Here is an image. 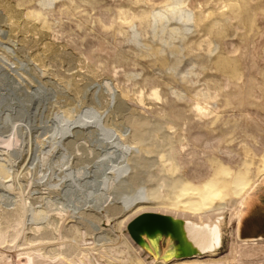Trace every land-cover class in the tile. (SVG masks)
<instances>
[{
	"label": "rangeland",
	"instance_id": "374dc122",
	"mask_svg": "<svg viewBox=\"0 0 264 264\" xmlns=\"http://www.w3.org/2000/svg\"><path fill=\"white\" fill-rule=\"evenodd\" d=\"M179 1L180 6L192 11V17L194 14L195 18L193 26L191 18L186 23L180 19L173 21L176 26L185 27L186 37L183 41L176 39L175 45L171 47L168 44V34L165 32L162 38L160 30L155 33L152 27L147 28L144 36L136 35L140 30L138 18L143 20L147 17L153 20L152 14L156 10ZM44 2L49 1L0 0V52L5 46L14 49L7 51L11 61L0 59V81L2 80L0 82V123L7 114H11L13 121L19 125L20 132L24 134L20 136L18 150L19 156L24 157L21 165L28 168L26 167L25 178L20 176L16 182V185L25 186L21 195L27 197L30 192L36 190L39 186L34 185H39V180L43 178L42 181L50 180L52 162L54 163L56 158L52 160L51 154L48 153L51 149L47 147L49 146L48 136L59 128L56 124H60L61 112L65 107L70 112L69 118L72 117L70 119L64 117L69 125L72 122L89 120L86 119L88 117L96 121V125L89 126L88 130L85 128V136L80 137L79 143L83 152L75 153L78 155L82 153L84 159L72 168L69 167L64 175L66 185L61 189L59 187L60 190L56 188L57 191L50 195H47L43 189L45 186H40L39 191L37 189L34 194L35 197L33 196L38 198L35 207H46L45 203L50 199L56 207H61L62 204L63 208L72 210L85 203L91 205L99 196L98 184L101 181L102 170L115 160V156L104 155V152L110 142L108 137L113 134L112 125L116 126L119 122L121 123V116L117 115L119 116L117 117L113 113L117 100L120 98L127 107L145 118H150L153 123L173 119L177 126L168 131L166 124H162L157 137L162 140L164 135H169L173 141L187 140L188 145L184 148V153L197 149L202 157L209 156V159H214L231 170L241 168L254 172L258 167H262L264 160V91H258L256 96L250 100L243 93V98L238 100L233 98L236 91L233 83L236 82L234 68L241 73L244 81L252 76L258 80L264 77V0H54L50 1L48 7H51V10H46L48 29L42 28L40 31L38 29L36 33V30L27 31L19 25L20 29L8 31L10 27L5 21V9L12 7L16 14L30 7V11L34 9L41 11L40 7ZM125 10H131L138 16L132 24L119 20L118 13ZM107 18L111 21L110 25L104 22ZM23 20V17L19 18L18 23H22ZM31 24V22L28 23L26 28L32 29ZM143 25L145 27V23ZM16 26L14 28H18V25ZM187 26L193 28H187ZM208 36L220 44L216 52L209 53L205 43L198 45L200 40ZM44 44L48 46V49L42 52L41 50L45 48ZM144 44L146 47L143 46ZM54 51L58 56L54 57ZM218 53L220 58H229V63L219 64ZM87 65H93V67L88 69ZM202 66L205 67L203 71ZM173 67L176 72L172 71ZM192 67L198 71L196 75L189 74ZM35 71H38L39 75ZM127 73H133L136 77L127 78L125 76ZM63 76L81 85L82 92L75 95L70 88L63 89ZM106 83L112 85L111 93L118 92L119 94H116V98L113 96L107 98L108 102L102 99L106 105L102 109L98 97L108 91ZM151 85L158 86L160 99L148 96L147 91ZM141 87L144 88L145 93L144 103L137 102V91ZM205 87L221 88L216 98L217 107L210 113L208 111L206 116L197 110V103L205 105V100L196 95ZM245 88L244 85V90ZM56 91H63L71 98L55 103ZM181 91L183 96H177L175 92ZM226 91L230 95L228 99L224 95ZM78 99L81 101L79 102ZM64 102L67 104L62 108ZM210 102L214 104L213 101ZM8 129L5 127L3 131ZM4 135L7 137L9 133ZM215 137L220 139L221 149L217 146L207 147L205 145V142L212 141ZM12 143L13 141L9 140L2 146L5 149L10 148L8 150L15 155L17 151ZM224 145L233 149L231 156L222 153ZM154 156L153 153L146 155L148 158ZM44 159L47 160L44 161ZM188 160L190 162L181 165V169L174 174V178L182 177L183 181H187L192 173L190 168L196 161L201 163V160H197L194 154H189ZM78 167H83L90 172L80 181L70 176L75 174ZM154 174L157 178L169 175L158 172ZM53 179L55 182L58 181L55 177ZM70 180H72L71 183ZM5 181L7 180L0 179V182ZM5 189L0 186L1 204L11 203L20 194L18 190ZM115 192L117 196L120 195L119 197H125L128 193L133 195L131 189ZM226 198V202L216 203L217 208L228 207V211L217 216L219 221L222 219L224 221L219 222V243L213 249L205 250L199 255L189 253L179 257L178 262L199 260L202 263L211 264V261L221 262L226 259L230 260V264H264V181L247 199L240 222L242 239L259 237L262 238L260 240L237 239L235 229L238 222L236 214L238 203L231 188L227 189ZM86 213L91 215L93 210ZM117 216L108 222L105 218L101 219L100 231L118 233L113 226L125 216ZM185 219V222L194 221L190 216H185ZM86 220L96 224V221L89 216H86ZM180 220L174 218V226L184 223ZM70 221V219L66 220L63 224L70 226ZM198 226L205 227L212 237L207 223H199ZM27 231L29 230L26 229L25 233L30 235ZM96 232L98 231H94ZM120 232L128 237L134 253L144 259L145 264L159 262L156 257L150 256L131 238L127 226H124ZM91 238L93 239V236L86 237L85 246H91ZM18 254L15 250L4 248L0 253V262L3 259L2 262L6 264H31L27 257ZM32 257L34 264H69L62 259H49L35 254H32Z\"/></svg>",
	"mask_w": 264,
	"mask_h": 264
},
{
	"label": "bare ground",
	"instance_id": "6f19581e",
	"mask_svg": "<svg viewBox=\"0 0 264 264\" xmlns=\"http://www.w3.org/2000/svg\"><path fill=\"white\" fill-rule=\"evenodd\" d=\"M48 1L49 2H44L40 7L41 11L35 9L30 11V7L25 8V11L21 10L18 14H16L15 11L12 10V7L5 9V21L9 23L8 25L10 27L8 31L20 29L19 25L23 26L27 31L36 30V33L42 28L48 29L49 25L46 18V10L51 8H48L50 6V1L54 0ZM180 4V1L174 2L168 4L166 7L156 10V12L152 14L153 20L146 17L143 21L135 15V12H131V10L120 11L118 13L119 20L121 19L124 23L132 24L134 19L138 18L140 30L137 32V36H144L145 33H147L148 27H152L155 33L160 30L162 38L166 32L169 38L168 44L172 47L175 45L174 41L176 39L183 41L186 37L185 27L180 28L176 26L173 21L175 19H180L186 23L188 19L191 18L192 26L193 23H195L194 14L192 17V11L186 9V7H181ZM22 17L24 18L23 22L18 23V19ZM30 22L32 23V29L26 28V25ZM36 22H38L39 25L38 23L36 24ZM104 22L108 25L111 24V21L108 18ZM143 23H145V27ZM16 25H18V28H14ZM134 25L136 26V24ZM191 27L187 26V28ZM21 41L24 42V40ZM201 43H205L209 53L216 52L220 46L218 41L215 39L212 40L210 36L206 39L200 40L198 45L201 46ZM44 46L45 48L41 50L42 52L45 50L47 51L48 49L46 44H44ZM143 46L146 47L145 44ZM8 47H2L3 50L0 52V59L3 58L11 61L7 51H13L14 49ZM53 53L55 54L54 57L58 56L55 51ZM217 59H219V64L229 63V58H220L219 53L217 54ZM86 67L91 69L93 65H87ZM204 69L205 67L202 66V71ZM16 70H19V68H16ZM234 70L236 72L234 75L236 82L233 84L236 91L233 98L241 100L244 93V96L250 100L252 97L256 96L258 91H264V77L258 80L256 77L252 76L244 81L242 80V75L237 68H234ZM172 71L176 72V69L173 67ZM196 73H198V71H196L194 67H192L189 71V74L196 75ZM67 76H63V89L70 88L75 95L80 94L83 87L78 85L77 82L72 81ZM125 76L127 78H133L135 74L127 73ZM22 80L24 81L25 79L23 78ZM106 85L108 87V91L98 97V102L100 104V108L102 109L106 106L102 102V99H105V101L108 102L107 98H110L111 96L116 98V94L118 93H111L113 90L112 85L109 83H106ZM244 85L246 87L245 90ZM220 91V87H205L204 89L199 90L196 95L205 100V105L197 103V110L201 111V113L205 116L208 115V111L209 113L214 111L217 107L216 98L218 97ZM147 92L148 96L153 97L154 99H160L161 94L158 91L157 85H151ZM175 93L179 97L183 96L182 91ZM137 94L138 101H136L144 103V88H139ZM224 95L227 99L230 97L227 91L224 92ZM54 96L55 103L60 102V100L66 101L68 98H71V96L69 97L68 94L63 91H56ZM120 99L117 100V105L116 108H114L115 111H113V113L116 114V116H121V123L119 122L120 126H118L119 123L116 126L112 125L114 127L113 134L108 137V141L110 142L104 152V155L110 157L115 156L114 163L107 165L102 170L100 177L101 181L98 184L100 194L98 193L99 196L95 198V201L91 205L85 203L84 205H80L79 207L77 206L72 210L63 208L62 204L61 207H56V204L51 202L48 198L45 203L46 207H35V203L38 198H34V194H36L35 192L40 186H45L43 189L46 191L47 195H50L56 192L59 187L61 189V187L66 185L64 175L67 173L69 167L72 168V166H75L77 162H81L84 159L82 158V153H79L80 155L76 154L82 150V146L79 143V140L81 139L80 137L85 136V128L88 130L89 126L93 127L96 125V121L94 122L90 117H88L86 119L89 120H80L81 122H72L69 125L65 122L66 120L64 117L66 116V119L69 118L70 112L68 108L65 107L67 103L64 102L65 104L61 106L62 108H65L61 112L62 116L59 120L60 124H56V126L59 125V128H57V131L52 132V134L48 136V143L45 141L49 145L47 147L51 148L48 152L51 154V159L53 160L56 158L54 163L51 161L53 165L51 167L50 180L42 181L44 178L41 181L39 180V185H34L35 187H39L30 192L27 197H23L21 193L24 192L23 188L25 186H22L21 184L16 185V182L20 176L25 178L27 175V166L21 165L24 161V157L19 156L20 153L18 150L20 136L24 134L20 132L19 125L13 121V115L7 114L4 119H1L0 179L7 181L0 182V186L3 189H9V191L18 190L20 194H18L17 198L9 204L0 203V253H2L4 248L8 250H15L19 254L27 257L31 264H34L32 254L47 257L49 259L66 260L69 264H145L146 261L139 258L134 253L128 237L120 232V230L124 226H127L130 221L140 214L155 213L170 217L172 222L174 221V218L175 220L176 218L177 220L181 219L180 221H183L184 223H181V225L179 224L180 226H174L179 241L188 254L194 253L199 255L205 250L208 251L213 249L219 243V222L224 221H222L223 219L219 221L217 216L223 214L225 211H228V207L225 206L217 208L216 203L220 201H227L226 197L228 188H231L232 194L238 203L236 212L238 222L235 229L237 239L242 241L262 239L259 237L257 239H242L240 235V222L247 199L256 192L259 185L264 181V175L262 176V174H264V160L262 161V167H258L256 171L253 172L250 170H243L241 168L231 170L229 167L216 162L214 159H209V156L202 157L200 153L197 152V149H191V151L184 153V148L188 145L187 140L173 141L172 137L169 135H164L162 140H159L157 137L158 131L162 128V124H166L165 127L168 131H171V129L177 126L174 124L173 119L169 118L160 123L159 121L158 123L155 121V123H153L150 118H145L143 115L127 107L125 102ZM78 101L80 102L81 100L78 99ZM210 101H213L214 104H211ZM144 112L147 111L144 110ZM107 116L105 117L107 118ZM250 120L253 119L250 118ZM9 121L11 122V125ZM104 124L106 123L104 122ZM106 126L108 125L106 124ZM5 127L7 129L9 127V129L3 131ZM49 131L51 132V130H48V132ZM6 133H9L7 137L4 135ZM9 140L13 141L12 145L16 147L15 149L17 154L15 155L8 150L10 148L5 149V147L2 146L3 144H7ZM44 140L47 139L44 138ZM205 145L207 147L217 146L221 149V141L218 137L212 138V141L205 142ZM165 147H167V149ZM42 153L44 154V152ZM152 153L155 154L153 158L146 157V155L149 156ZM222 153L231 156L233 154V149L224 145ZM189 154L196 155L197 160H201V163H197L198 161H196L194 166L190 168L192 173L188 177L187 181H183L184 179L182 177L174 178V174L181 169V165L190 162L188 160ZM45 160L47 159H44V161ZM108 162L111 161L108 160ZM152 169L154 170L152 171ZM155 172L168 173L169 175H163L157 178L154 174ZM73 174L70 176L73 177V179L80 181L82 178H86L87 174H90V172L86 171L83 167H78V169L76 168L75 174ZM54 177L57 178L58 181L56 180L55 182L53 179ZM71 182L72 180H70V183ZM152 182L153 184H151ZM122 189H131V192L133 191V195L131 196L128 193L125 197H119L120 195L117 196L118 194L116 195L115 191ZM54 206L55 208H53ZM91 210H93V213L88 215L86 212ZM117 215L125 216L122 220L117 221L113 226L114 230L118 231V233H115L114 231H111L112 233H109L108 231L102 233L100 231L101 219L105 218L108 222ZM86 216L95 220L96 224L88 222L86 220ZM185 216L192 217L194 221L185 222ZM69 219L71 220L70 226H68V224H63ZM199 223H207L208 230L212 234V237L206 231L205 227L198 226ZM26 229L29 230L27 232H29L30 235L25 233ZM94 231L98 232L94 233ZM88 236H93V239L91 238V246H85V239ZM157 241L158 242L156 244L147 241L148 250L138 244L150 256L157 258L159 262H156V264H167L166 262H176L173 264H205L199 260L193 259H191L193 261L182 260V262H178V260H180L179 257L173 256L171 253L165 251L159 244L160 240ZM2 260L0 264H6L3 263ZM229 261L225 259L221 262L217 260L211 261L210 263L230 264Z\"/></svg>",
	"mask_w": 264,
	"mask_h": 264
},
{
	"label": "water",
	"instance_id": "95a60500",
	"mask_svg": "<svg viewBox=\"0 0 264 264\" xmlns=\"http://www.w3.org/2000/svg\"><path fill=\"white\" fill-rule=\"evenodd\" d=\"M131 238L143 248L148 250L147 241L156 244L160 240V246L173 256L182 257L188 252L182 247L174 224L170 217L155 214H140L127 225Z\"/></svg>",
	"mask_w": 264,
	"mask_h": 264
}]
</instances>
